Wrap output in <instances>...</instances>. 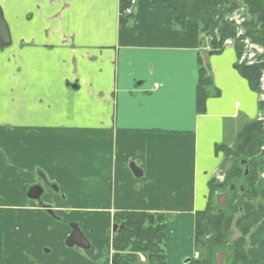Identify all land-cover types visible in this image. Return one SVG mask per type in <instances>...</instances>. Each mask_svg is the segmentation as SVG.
I'll return each instance as SVG.
<instances>
[{
    "label": "crops",
    "instance_id": "obj_1",
    "mask_svg": "<svg viewBox=\"0 0 264 264\" xmlns=\"http://www.w3.org/2000/svg\"><path fill=\"white\" fill-rule=\"evenodd\" d=\"M128 1L0 0V264H113L119 212L168 215L167 264L199 256L196 213L227 166L217 146L257 119L258 92L234 47L212 53L160 0L121 26ZM72 222L87 247L67 243Z\"/></svg>",
    "mask_w": 264,
    "mask_h": 264
},
{
    "label": "trees",
    "instance_id": "obj_2",
    "mask_svg": "<svg viewBox=\"0 0 264 264\" xmlns=\"http://www.w3.org/2000/svg\"><path fill=\"white\" fill-rule=\"evenodd\" d=\"M172 13L173 24L185 28L189 20H196L202 33L213 36V52L224 48V41L232 38L239 58L244 54V39L264 48V0H243L249 5L252 15L241 26L245 33L237 36L238 26L226 15L237 8L231 0H160ZM122 7V11L125 8ZM121 26L128 23L122 14ZM235 24V26H234ZM222 45V46H221ZM221 46V47H220ZM249 63L243 60L236 68L245 77L252 89L260 90L259 79L264 72V53L255 56ZM212 85L211 75L204 66L199 70L198 109L205 110V102ZM264 131L258 120L247 123L237 134L232 147L217 146L223 150L227 162H232L224 179L210 181L211 198L204 210L196 213L195 249L200 253L185 264H219L220 252L226 254L224 264H264ZM242 160H246L242 164ZM247 168V173H246ZM234 189H231V186ZM229 192L228 208L221 207L214 199L216 192ZM218 195V194H217ZM217 202V203H216ZM168 215L150 212H119L115 217L113 264H167L166 229ZM234 228L240 235L232 240ZM139 254L146 256L142 261Z\"/></svg>",
    "mask_w": 264,
    "mask_h": 264
},
{
    "label": "rangeland",
    "instance_id": "obj_3",
    "mask_svg": "<svg viewBox=\"0 0 264 264\" xmlns=\"http://www.w3.org/2000/svg\"><path fill=\"white\" fill-rule=\"evenodd\" d=\"M231 1H233V2H236V4H238V6H237V8H235L233 11H231V12H229L227 15H226V18L228 19V21H234L235 19H234V17L236 16V18H238L239 16L240 17H243L244 18V20H246V21H248V19H252L253 17L255 18L256 16H254V15H252V13H251V10H250V7H249V5H247V3L245 2V1H243V0H231ZM136 3H137V0H136ZM135 3V4H136ZM135 4L133 5V13H134V6H135ZM123 5H124V3L122 4V6H121V16H122V14L124 15V16H126L128 19L129 18H131L132 16H133V13H131V14H128V13H124V10L122 11V7H123ZM130 5V4H129ZM127 3L125 4V8L127 7V6H129ZM124 8V9H125ZM232 21V22H233ZM234 23H235V21H234ZM236 25H237V23H235ZM235 24H234V26H235ZM203 36H204V39L205 40H208L207 42L209 43V47H208V49L209 50H211V52H212V50H214L215 48L213 47V36L211 35V34H208V33H203ZM230 42V43H229ZM235 41H234V39H232V38H228V39H226L225 41H224V43H223V45H224V48L225 47H228V46H232V47H234L235 48ZM243 44H244V54H243V56L241 57V58H239V61L238 62H241V61H243L244 59L245 60H248V61H250V60H254L253 58H249V55L252 53H255V56L256 55H258V54H260V53H264V48L262 47V46H260V45H258V44H255V45H257L258 46V48H260V51H258L257 49H254V48H256L255 47V45L252 47V46H246V44L243 42ZM222 46V45H221ZM220 46V47H221ZM223 48V49H224ZM236 49V48H235ZM254 56V58H256ZM258 92V96H259V91H257ZM259 103H260V111H259V115L257 116V119L256 120H258V121H260L259 120V118H260V113H261V110H262V104H261V102H260V98H259ZM261 122V121H260ZM263 144H264V142H263ZM227 161V160H226ZM227 171H225V169L223 168V170H220V171H218L217 172V174H218V176L217 177H215V179H219V180H223L224 179V177H225V173H226ZM260 177L261 178H263L264 179V170H262L261 172H260ZM228 192V191H227ZM217 194H218V192H216L215 194H214V199L217 201ZM217 203V202H216ZM240 235V233H239V231L236 229V228H234V231H233V235H232V240H234L236 237H238ZM166 243H167V239H166ZM144 255V254H143ZM199 255H200V253H199ZM145 256V255H144ZM226 256V254L224 253V256H223V261H222V264H224L225 263V257ZM199 257V256H198ZM198 257H195V258H198ZM144 261H146V256H145V259H144Z\"/></svg>",
    "mask_w": 264,
    "mask_h": 264
},
{
    "label": "water",
    "instance_id": "obj_4",
    "mask_svg": "<svg viewBox=\"0 0 264 264\" xmlns=\"http://www.w3.org/2000/svg\"><path fill=\"white\" fill-rule=\"evenodd\" d=\"M0 40L4 45H8L10 43L9 25H8L7 21L5 20V18L3 17L1 10H0ZM245 162H246V160H242V164H244ZM231 165H232V163L229 162L227 164V166L225 167V171H228V169L231 167ZM246 173H247V168H246ZM231 189H234L233 185L231 186ZM40 193H41V187L35 186V187H32L30 189V191L28 192V195L30 197L36 199V198H39ZM229 200H230V193L229 192L219 193L217 196V202L221 207L228 208V201ZM115 227H117V226L115 225ZM74 237H75V239H74ZM78 237L83 242L77 241L76 238H78ZM86 242L87 241H86L84 235L79 230L78 231L76 230L75 233L71 235V237L69 238V241H68L69 244L75 243V244H78L82 247H87ZM223 256H224V253L220 252L218 255L219 264H222ZM190 260H191V258H188L185 263H187Z\"/></svg>",
    "mask_w": 264,
    "mask_h": 264
},
{
    "label": "built area",
    "instance_id": "obj_5",
    "mask_svg": "<svg viewBox=\"0 0 264 264\" xmlns=\"http://www.w3.org/2000/svg\"><path fill=\"white\" fill-rule=\"evenodd\" d=\"M136 3V0H130V5L127 6L125 9H124V13H128V14H131L133 13V5ZM234 21L235 23H237V26H238V31H237V36H242L245 31L243 29V27L241 26V23L243 22L244 18L243 17H238L236 18V16L234 17ZM230 43V42H229ZM244 43L246 44V46H254L255 44L252 43L250 41L249 38H245L244 39ZM256 48L254 49H257L258 51H260V48H258L257 45H255ZM255 56V53H251L249 55V58H254ZM254 60H250L249 63H252ZM259 82H260V90H259V98H260V102L262 104V110H261V113H260V118L259 120L261 121L262 123V127H263V131H264V72L262 73L260 79H259ZM263 149H264V145H263ZM143 260H144V257H143Z\"/></svg>",
    "mask_w": 264,
    "mask_h": 264
},
{
    "label": "flooded vegetation",
    "instance_id": "obj_6",
    "mask_svg": "<svg viewBox=\"0 0 264 264\" xmlns=\"http://www.w3.org/2000/svg\"><path fill=\"white\" fill-rule=\"evenodd\" d=\"M50 184L45 180V179H42V181H41V183H39L37 186H40L41 187V193H40V196H39V198L45 193V189H46V187L47 186H49ZM33 187H35V186H33ZM38 198V199H39ZM47 207V210H48V213L50 214V215H52V216H54L55 214H54V211L52 210V208H50L49 206H46ZM71 232H70V236H69V238L71 237V235L72 234H74L75 233V231L77 230H79V226L77 225V223H74V222H72L71 224ZM81 233H82V231L81 230H79ZM69 238L67 239V243H68V241H69ZM74 239H75V237H74ZM76 240L77 241H79V242H83V241H81V239L78 237V238H76ZM88 242H86V244H87ZM88 246V245H87ZM36 264H40V263H36Z\"/></svg>",
    "mask_w": 264,
    "mask_h": 264
},
{
    "label": "bare ground",
    "instance_id": "obj_7",
    "mask_svg": "<svg viewBox=\"0 0 264 264\" xmlns=\"http://www.w3.org/2000/svg\"><path fill=\"white\" fill-rule=\"evenodd\" d=\"M254 59V58H253Z\"/></svg>",
    "mask_w": 264,
    "mask_h": 264
}]
</instances>
